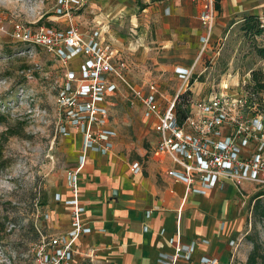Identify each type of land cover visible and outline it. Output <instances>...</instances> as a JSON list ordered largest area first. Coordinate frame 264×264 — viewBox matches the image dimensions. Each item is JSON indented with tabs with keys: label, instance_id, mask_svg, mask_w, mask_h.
<instances>
[{
	"label": "rangeland",
	"instance_id": "obj_1",
	"mask_svg": "<svg viewBox=\"0 0 264 264\" xmlns=\"http://www.w3.org/2000/svg\"><path fill=\"white\" fill-rule=\"evenodd\" d=\"M56 2L0 0V264H36V243L42 235L56 231L48 216L56 208L61 186L66 187L67 169L75 164L71 155L78 154L79 142L77 133H64L63 107L57 102L64 67L38 47L16 44L9 36L15 21L71 23L86 35L97 33L122 53L125 84L111 101L108 124L114 133L108 159L120 164L138 161L148 165L155 141L141 107L130 102L131 89L145 90L153 83L161 95L170 98L181 84L174 74L177 65L193 69L189 83L227 85L225 90L232 94H237L239 86L249 91L251 104L264 110V92L252 94L250 74L245 75L250 68L262 69L264 74V59L242 36L239 23L229 28L225 39L208 40L202 50L201 37L209 31L201 20L207 0L173 1L186 12L198 6L195 19L203 29L195 40L184 39L170 27L165 11L171 4L168 0H84L65 16L55 14ZM218 25L214 13L211 29H224ZM255 41L264 43V38ZM80 60L73 57L70 67L77 71ZM234 76L236 80L231 82ZM199 86L195 83L193 90ZM235 197L240 200L243 219L236 234L241 235L243 246L235 264H246L252 241L258 243V253L264 257V184L245 183ZM261 259L257 264H263Z\"/></svg>",
	"mask_w": 264,
	"mask_h": 264
},
{
	"label": "built area",
	"instance_id": "obj_2",
	"mask_svg": "<svg viewBox=\"0 0 264 264\" xmlns=\"http://www.w3.org/2000/svg\"><path fill=\"white\" fill-rule=\"evenodd\" d=\"M84 0H57L55 14L68 15L69 9L81 6ZM214 0H207L201 14L202 22L213 26ZM9 36L16 43L38 47L60 61L64 67V81L58 93L63 107L64 133L81 135L77 162L67 169L66 186L72 196L56 201L70 208L69 229L42 235L35 245L36 264H75V238L91 231L80 217L82 206L77 198L78 174L88 151L101 154L110 152L113 132L108 126L111 101L120 85L125 84L126 62L122 53L97 33L84 34L74 24L46 25L15 21ZM202 50L208 43L201 37ZM81 57L78 70L70 67V60ZM193 69L176 66L174 74L181 80L176 93L170 98L161 95L153 83L143 89H131L130 102L139 106L146 123L155 133L150 154L166 157L171 166L166 174L186 185V191L204 194L215 187L224 189L232 184L240 190L245 183L264 184V110L248 100V93L238 86L237 94L227 92L226 86H207L205 82H191ZM195 83L200 84L197 91ZM189 91L190 98L181 109H187L179 119V95ZM142 170L138 161L130 163L135 174ZM171 253H161L162 264H222L218 258L202 255L193 259L197 240L184 243L178 233L169 239ZM233 243V241L231 242ZM234 256L225 264H233Z\"/></svg>",
	"mask_w": 264,
	"mask_h": 264
},
{
	"label": "crops",
	"instance_id": "obj_3",
	"mask_svg": "<svg viewBox=\"0 0 264 264\" xmlns=\"http://www.w3.org/2000/svg\"><path fill=\"white\" fill-rule=\"evenodd\" d=\"M168 1L171 4L165 11L170 16V27L184 39L195 40L203 29L195 19L198 6L186 12L185 7H175L174 0ZM245 13L259 16L264 24V0H220L215 16L224 29H210L206 38L210 42L225 39L229 28L238 24ZM235 80L234 76L230 81ZM78 136V154L71 155L75 163L80 154ZM108 155L88 151L78 174L80 217L91 231L75 238V264H162L158 256L173 251L169 239L176 233L184 243L197 240L195 261L208 255L225 264L232 254L235 264L243 246L241 235H236L243 225L236 186L190 193L183 182L166 174L171 166L166 157L150 154L151 162L146 166L140 163L142 170L133 174L131 162L120 164L109 160ZM66 187L61 186L57 193L63 200L72 196ZM63 200H55L56 208L48 216L55 233L71 226L70 207Z\"/></svg>",
	"mask_w": 264,
	"mask_h": 264
},
{
	"label": "trees",
	"instance_id": "obj_4",
	"mask_svg": "<svg viewBox=\"0 0 264 264\" xmlns=\"http://www.w3.org/2000/svg\"><path fill=\"white\" fill-rule=\"evenodd\" d=\"M214 9L216 11L220 10V0H214ZM43 22L39 21V24H42ZM46 25H51L47 23ZM239 30L242 33V36L251 42V48L255 52V54L264 59V43H257L255 40L257 37H263L264 38V24L262 20L259 18V16L254 14L245 13L243 14L241 21L239 22ZM18 45H21V43H16ZM250 74V92L252 94H259L261 92H264V74L262 69H254L252 68L249 72ZM246 90V89H245ZM247 91V90H246ZM249 91H247L248 93ZM190 98V92L186 91L179 95V103L180 105L177 106V112L179 119H182L185 116V113L187 109H181L182 105H186ZM256 109H258L256 107ZM261 194V193H258ZM253 247L251 251L249 252L246 264H257L258 258H262L261 262L264 264V257L260 256L259 252V245L256 241H252Z\"/></svg>",
	"mask_w": 264,
	"mask_h": 264
},
{
	"label": "bare ground",
	"instance_id": "obj_5",
	"mask_svg": "<svg viewBox=\"0 0 264 264\" xmlns=\"http://www.w3.org/2000/svg\"><path fill=\"white\" fill-rule=\"evenodd\" d=\"M82 32V31H81Z\"/></svg>",
	"mask_w": 264,
	"mask_h": 264
}]
</instances>
